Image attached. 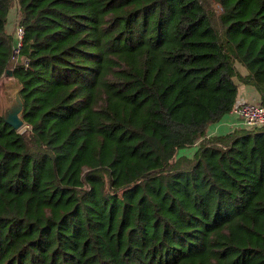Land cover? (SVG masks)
Masks as SVG:
<instances>
[{
	"label": "trees",
	"instance_id": "1",
	"mask_svg": "<svg viewBox=\"0 0 264 264\" xmlns=\"http://www.w3.org/2000/svg\"><path fill=\"white\" fill-rule=\"evenodd\" d=\"M14 2L0 264H264V124L206 133L264 104V0H0V74Z\"/></svg>",
	"mask_w": 264,
	"mask_h": 264
},
{
	"label": "crops",
	"instance_id": "2",
	"mask_svg": "<svg viewBox=\"0 0 264 264\" xmlns=\"http://www.w3.org/2000/svg\"><path fill=\"white\" fill-rule=\"evenodd\" d=\"M16 10H17V7L14 8V10H12V8L10 7L7 13V19L5 23V27L7 31L11 32L12 34H13L14 24L16 20ZM12 62L13 61H10L8 63V66L3 71L4 72L3 77L7 76L9 78L8 80H11L12 78H14V76L12 75V71L11 72L7 71V69L12 70V67H13V64H11ZM243 99H247V100L257 99L258 100V94L255 88L248 84L240 83L238 85L235 102L241 101ZM236 119L237 121L234 122L233 120H236ZM240 125H243L240 117L229 111L226 114H224L222 118H220L219 120L210 122L206 126V133L207 134L225 133L229 131L230 129L234 128L235 126H240Z\"/></svg>",
	"mask_w": 264,
	"mask_h": 264
},
{
	"label": "built area",
	"instance_id": "3",
	"mask_svg": "<svg viewBox=\"0 0 264 264\" xmlns=\"http://www.w3.org/2000/svg\"><path fill=\"white\" fill-rule=\"evenodd\" d=\"M23 35V25L15 20L13 29V41L11 45V61L13 62L16 61L17 54L21 49ZM23 61L25 64H27L26 58ZM229 111L239 116L242 124L245 126L252 127L264 124L263 103L243 99L241 101L235 102Z\"/></svg>",
	"mask_w": 264,
	"mask_h": 264
},
{
	"label": "water",
	"instance_id": "4",
	"mask_svg": "<svg viewBox=\"0 0 264 264\" xmlns=\"http://www.w3.org/2000/svg\"><path fill=\"white\" fill-rule=\"evenodd\" d=\"M7 71L11 72L10 69ZM3 75L4 72L0 74V116L14 128L19 129L25 123L22 118L23 102L19 94V84L15 77L7 80L10 86L1 84Z\"/></svg>",
	"mask_w": 264,
	"mask_h": 264
},
{
	"label": "rangeland",
	"instance_id": "5",
	"mask_svg": "<svg viewBox=\"0 0 264 264\" xmlns=\"http://www.w3.org/2000/svg\"><path fill=\"white\" fill-rule=\"evenodd\" d=\"M207 1H208V0H207ZM210 7L214 10V15H215V17H216V16L218 15L219 11H220V9H219L217 3L214 2V1L210 2ZM11 8H12V10H14V8H16V3H15V2H14L13 5L11 6ZM15 63H16V61H15V62H12L11 64H13V66H14ZM239 68H240V70H241L242 72L245 71L243 67L240 66ZM8 79H9V78H8L7 76H4L3 79L1 80V81H2L1 84H3V85L8 84V85L10 86V84L7 83V80H8ZM239 84H240V83H239ZM250 86H251V85H250ZM252 87H253V86H252ZM251 100H253V99H251ZM253 101L258 102L257 99H256V100H253ZM233 121L235 122V121H237V119H236V120H233ZM22 127H23V126H21L19 129H21Z\"/></svg>",
	"mask_w": 264,
	"mask_h": 264
}]
</instances>
